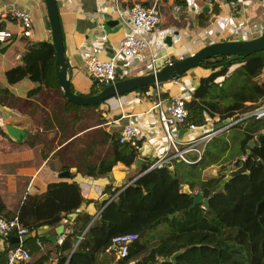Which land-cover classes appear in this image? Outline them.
Here are the masks:
<instances>
[{"label":"trees","instance_id":"obj_1","mask_svg":"<svg viewBox=\"0 0 264 264\" xmlns=\"http://www.w3.org/2000/svg\"><path fill=\"white\" fill-rule=\"evenodd\" d=\"M180 3L181 7L185 6L184 2ZM0 27H3L2 23ZM54 55V44L49 36L32 44L23 61L6 71L10 82L24 76L39 80V85L31 92L48 89L49 95L40 99L43 105L36 104L45 120L43 129L28 134L24 140L28 145L41 142L45 156L53 149L56 138V130H50L53 123L48 118L47 109L59 126L74 125L78 121L92 126L119 115L109 106L95 110L107 98L86 105L67 100L55 75ZM232 56L214 55L183 73L197 66L209 70L207 75L200 76L192 97L185 101L188 122L202 123L204 111L210 115L217 113L220 120L237 119L241 113L261 104L264 79L258 80L257 76L264 67V49L221 64ZM229 66L233 68L227 72ZM152 86L155 84L142 85L132 91L148 97L145 91ZM99 87V84H93L91 91H97ZM1 92L8 93L6 88H1ZM0 101L5 102L1 98ZM86 107L93 108L88 112L90 114H86ZM69 111H72L70 115ZM231 128L238 130L239 146L235 153L230 150L226 155L235 160L236 166L240 163L236 156L245 155L247 171L224 179L220 186L219 177L213 174L201 177V171L220 162L229 148L228 140L219 137L218 133L211 138L221 140L215 143V150L210 149V140L204 156L193 163L175 160L172 168L157 166L147 169L153 158L144 155L136 174L129 176L131 181L114 189H110V184L106 185L104 189L109 196L101 201L84 198L77 179L67 181L61 178L49 182L41 194H26L16 212L7 209L0 198V214L6 218L17 214L20 223L31 231L42 224L56 225L68 213L80 209L73 218L67 217L63 239L56 243V264H65L68 254L63 252L66 250L72 251L66 264H99L96 255L101 252H108V261L113 263L125 264V261L132 260L131 264H155L177 250L181 252L174 261L168 259L157 264H264V138L246 150L248 140L264 132V115L242 117L230 124L226 131ZM0 133H3L1 129ZM64 136L66 134L59 141ZM86 140L83 171L88 174L110 171L117 162L130 165L139 156L137 147L118 141L117 132H103L99 138L87 137ZM57 153L58 150L54 152ZM65 167L66 164L61 165L62 169ZM204 187L209 188L207 206L203 202L191 206V194H197ZM90 201L97 204L98 213L87 208ZM128 232L135 233L136 238L128 244L125 258L117 259L116 249L110 246L112 237ZM43 258L38 257L35 264H42Z\"/></svg>","mask_w":264,"mask_h":264},{"label":"crops","instance_id":"obj_2","mask_svg":"<svg viewBox=\"0 0 264 264\" xmlns=\"http://www.w3.org/2000/svg\"><path fill=\"white\" fill-rule=\"evenodd\" d=\"M117 1L123 8L135 1L146 5H155L160 16L159 26L162 29L159 35L156 34L159 40L154 37L152 46L145 49L136 59L120 58L117 60L120 65L126 66L127 76L150 71L153 66L157 68L170 58L190 54L205 43L221 39H243L256 36L261 33L260 28H263L264 25V0H237L238 2L234 5L230 0H189L184 7L179 8L175 7L178 0ZM113 4L114 0H57L64 53L68 61V77L70 85L76 92L92 93L96 90L91 91V86L93 84L98 86V83H95V79L86 70L82 52L87 49L95 52L101 58H107L124 34L125 28L118 23V20L108 22L109 19H117ZM14 7L22 8L30 13L33 22V31L30 37L20 36L19 24L9 15V10ZM199 20L204 23H200ZM0 23L3 24V27L0 28H7L14 34L13 39L7 45H4L6 41L0 42V98L5 101H0V103L27 117V119L5 124L0 111V129L3 132L0 133V198L7 209L16 212L26 194H41L45 192L49 182L61 178L67 181H70L71 178L77 179L81 195L86 199L97 201L109 196L108 191L104 189L106 185L110 184V189H114L123 183H129L131 181L129 176L136 174L142 161L136 163L135 159L130 165L117 162L110 171L88 174L83 171L85 141H87V137L90 139L99 138L103 132L118 133L123 123L128 120V118L120 116L121 107L129 112L146 111L152 104L151 91L154 90V86L148 89V97L131 90L121 96L116 95L115 98L110 99L112 101L106 100L103 104L98 105L95 110L101 106L104 108L109 106L114 112H119L116 118L108 117L102 124L86 126L78 121L74 125L59 126L55 123L51 111L46 108L48 118L53 123L50 130H56V138L53 149L48 151L45 156L41 142L36 141L32 145H28L24 140L28 134H35L38 130L43 129L45 120L40 116L41 112L37 109L39 105L36 104L43 105L40 99H45L49 95L48 89L43 88L36 93L35 91L31 92L39 85V80L24 76L17 81L10 82L6 74L8 69L22 62L16 54L18 52L22 54L29 42L46 40L51 36L45 2L44 0H0ZM234 24H237L238 30H233ZM166 35H170V44L165 41ZM2 43L3 46H1ZM232 68L233 66H229L227 72ZM207 73H209L207 68L197 66L179 78L160 82L157 86L164 95L177 94L181 91L182 86H185L188 88V97L190 98L198 85L200 76L207 75ZM221 76L223 75L218 77ZM1 88H6L9 94H3ZM71 113L72 111H69V115ZM79 113H81V109H79ZM102 114L106 116L104 111ZM82 119L81 117L79 120ZM155 119L153 113L145 116L144 123L147 128L157 127ZM131 120L134 119L131 118ZM215 120H218L217 124L222 121L226 122L222 119ZM108 125H111V129L107 128ZM99 126L103 127V130L99 134H91ZM73 127L76 129L72 130ZM65 134L64 139L59 141ZM162 139V133L153 129L146 140L153 144L156 141L161 142ZM56 150L58 153L54 154ZM65 164L67 167L62 169L61 165ZM63 170H68V174L60 176L59 172ZM87 208L91 211L95 209L96 213L99 212L94 201H90ZM79 210L76 212L78 213ZM58 224H63L64 232L67 229V217L62 218ZM58 224L48 225V229L41 234H34L32 230L25 234L24 244L29 249L30 257L14 264H35V260L40 256L44 257L42 264H56L58 258L57 239L52 241L49 236L55 233V226ZM16 239L15 231L11 232L10 236L9 233L5 235L0 233V264L5 263L4 252L17 241ZM63 254H68L66 264L72 251L66 250ZM106 254L109 253L97 254L96 262L113 264L112 260L106 259Z\"/></svg>","mask_w":264,"mask_h":264},{"label":"built area","instance_id":"obj_3","mask_svg":"<svg viewBox=\"0 0 264 264\" xmlns=\"http://www.w3.org/2000/svg\"><path fill=\"white\" fill-rule=\"evenodd\" d=\"M188 1L178 0L175 7L179 8L181 7L180 2L186 4ZM230 1L233 5L238 2L237 0ZM113 10L118 23L125 28V31L110 56L101 58L95 52L88 51L87 49L82 52L87 72L98 81L100 87L126 77L128 73L126 66L120 65L117 60L120 58L136 59L145 49L152 46V39L154 37L158 38L156 34L159 35L162 31L159 26V12L155 5H146L140 1H135L123 8L118 4L117 0H114ZM9 15L19 24L20 36L30 37L32 35L33 22L29 12L22 8L14 7L9 10ZM238 29L237 24H234L233 30ZM260 31L263 32L262 27ZM13 35V32L9 29L0 28V42L12 40ZM16 56L20 57L21 52H18ZM157 84H155L154 90L151 91L153 100L151 106L146 111L129 112L121 107L120 114L121 117H126L128 120L123 123L118 132V141L128 142L137 147L139 156L141 155L143 142L147 141L146 139L151 130H157L163 135L161 142L149 143L151 151L147 155H150L152 152L151 156L153 160L147 169L157 166L172 168L175 160L185 163L199 161L204 156L207 143L215 134L242 117L249 115L259 117L264 115L263 102V104L261 103L241 113L237 119L231 118L226 122L222 121L217 124L216 121L218 120L215 119H219L218 114L210 115L207 111H204L205 120L202 123L188 122L186 120L187 108L185 106V101L189 98L188 88L182 86L181 91L177 94L164 95L160 92ZM145 93L148 95L149 90L147 89ZM150 113H153L156 117V128H147L144 123L145 116ZM131 118L134 120H131ZM181 128H184V131L179 135ZM14 231L19 240L6 249V261L4 264H14L25 261L30 257L29 249L25 246L24 240L21 239L29 231L20 223L18 215L15 214L12 217L6 218L0 214V233L5 235ZM63 236V232L58 235L57 243L62 241ZM135 238L136 234L129 232L118 233L112 237L110 246L116 249L117 259L125 258L128 252V244ZM132 262V260H128L125 261V264H131ZM113 264L118 263L114 262Z\"/></svg>","mask_w":264,"mask_h":264},{"label":"water","instance_id":"obj_4","mask_svg":"<svg viewBox=\"0 0 264 264\" xmlns=\"http://www.w3.org/2000/svg\"><path fill=\"white\" fill-rule=\"evenodd\" d=\"M46 5L47 16L50 24L51 29V37L54 44V68H55V75L58 80V83L62 89L63 95L66 97L67 100L72 101L78 104H95L98 103L110 96L113 95H120L122 93L128 92L137 88L142 85L148 84H157L163 81L177 79L179 78L185 71L194 67L196 65H200L203 59L212 57L214 55H222V54H231L233 55L231 58H228L221 62V64H228L232 61L233 58H240L242 56L248 55L254 51L264 49V32L256 36H252L250 38H243V39H221L212 41L209 43H205L195 51L190 54L178 57V58H170L161 66L154 68L150 71L145 73L136 74L132 76H126L124 78H120L110 84L101 86L97 91L92 93H79L71 89L70 81L68 77V61L66 59L64 53V43H63V35L60 26L59 20V13L57 7V0H44ZM117 19H109L108 22H116ZM11 40L5 42L4 45H7ZM39 41L44 40H34L27 44L26 49L19 57L20 61H23L25 53L31 47L32 44L37 43ZM165 41L167 43L170 42V35H166ZM3 46V43L1 44ZM210 66V65H209ZM95 83H98L95 80ZM0 111L4 117V123L10 124L13 121H18L22 119H27L26 116L19 114L16 110L6 108L0 103ZM224 119V121H227ZM184 128H181L179 131V135L182 134ZM264 138V132L258 134L252 139H249L246 145V150L249 151L250 147L254 144L259 143ZM151 151V145L149 142L144 141L143 147L141 149V156L147 155ZM138 156L136 158V163H139L143 160V157ZM240 163L239 165L231 168L226 173V178H230L241 173L247 171V162L246 157L238 156L236 157ZM147 170V169H146ZM144 170L143 172H145ZM117 173V171H115ZM68 174V170H63L59 172L60 176H64ZM224 178V179H226ZM185 190L188 191V187L185 186ZM209 195V188L204 187L201 192L197 194H191L192 196V203L191 206L203 202L205 206H207ZM179 210V212H181ZM76 211H71L67 214L69 219L73 218L76 214ZM174 214V213H172ZM166 217V215H164ZM47 224H42L38 226L36 229H33L32 232L41 234L44 230L48 229ZM55 233L49 236V239L52 241H56L58 235L63 232V224H58L55 226ZM24 240V236L21 237ZM17 241L19 237L17 236ZM181 252V250H177L173 252L169 257L160 258L155 264L160 263L163 260H175V257Z\"/></svg>","mask_w":264,"mask_h":264},{"label":"rangeland","instance_id":"obj_5","mask_svg":"<svg viewBox=\"0 0 264 264\" xmlns=\"http://www.w3.org/2000/svg\"><path fill=\"white\" fill-rule=\"evenodd\" d=\"M234 65V64H233ZM35 77V76H34ZM32 78H33V76H32ZM264 78V67H263V69H262V71H261V73L257 76V79L258 80H262ZM34 79H36V78H34ZM123 94V93H122ZM122 94H120L119 96H121ZM116 97V95H113V96H110V97H108L107 98V100H110L111 98H115ZM118 97V96H117ZM110 101H112V100H110ZM263 102L264 101H261V103L263 104ZM91 109H93V108H85V111H86V114L91 110ZM97 111H99V108L97 109ZM88 114H90V113H88ZM102 116V115H101ZM111 125H108L107 126V128H109V129H111V127H110ZM103 127H97V129H95L94 131H93V133H91V134H99L103 129H102ZM227 130V128L226 129H223L222 131H220V132H218L217 134H218V136L220 137H222L223 139H226V140H228V143H229V148L225 151V154L224 155H222V160L219 162H215V163H212V164H210V165H208V166H206L202 171H201V177H203V178H206V177H209L210 175H215V176H217V177H219V181H218V186H220L221 184H222V181L224 180V178H226V173H227V171L228 170H230L231 168H234L236 165H235V160H233L231 157H227V155L226 154H228L229 152H230V150H231V152H233V153H235L237 150H238V144H239V141H238V138H237V132H238V130H236V129H234V128H231V130H228V132L226 131ZM225 133V134H222L221 135V133ZM98 136V135H97ZM211 140V139H210ZM221 140L220 139H213V140H211L210 142H209V147H210V149L211 150H215V148H216V145H215V143H219ZM208 144V143H207ZM233 156H235V155H233ZM238 156H242V157H244L245 155H238ZM238 156H236V157H238ZM202 190H200V192H201ZM106 256V259L108 260V259H110V255L108 254H106L105 255Z\"/></svg>","mask_w":264,"mask_h":264}]
</instances>
